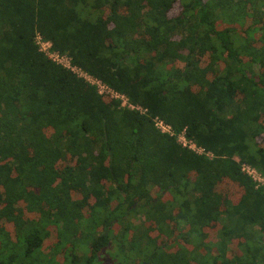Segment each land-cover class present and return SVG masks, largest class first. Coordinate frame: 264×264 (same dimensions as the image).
I'll return each instance as SVG.
<instances>
[{
    "label": "trees",
    "instance_id": "obj_1",
    "mask_svg": "<svg viewBox=\"0 0 264 264\" xmlns=\"http://www.w3.org/2000/svg\"><path fill=\"white\" fill-rule=\"evenodd\" d=\"M37 32L148 113L54 62ZM243 164L264 175V0H0L3 253L47 238L23 237L28 203L63 226L104 217L65 264H94L114 244L125 264H264V185Z\"/></svg>",
    "mask_w": 264,
    "mask_h": 264
},
{
    "label": "rangeland",
    "instance_id": "obj_2",
    "mask_svg": "<svg viewBox=\"0 0 264 264\" xmlns=\"http://www.w3.org/2000/svg\"><path fill=\"white\" fill-rule=\"evenodd\" d=\"M37 213L38 209L32 208L28 203L22 207L23 218L29 221V226L24 232L23 237L35 230H39L42 235L47 236L42 246L34 249L30 254H26L25 241L23 242V245L18 244V241L21 238L19 237L16 241H13L16 242V244L10 243L7 251L3 253V248L1 247L3 242L0 240V258L14 254L18 258V262L22 264H48V261H53L54 259L57 264H65L67 263L64 262L65 256L68 251L72 249V244L77 246L76 254L82 255L87 250L86 245L83 243L91 242L93 238H95L97 230L105 225L103 221L104 217L99 215L98 217L92 215L91 218L86 216L82 221L75 219L71 226H63L61 224L63 221L57 223L55 221L56 218L53 216L38 218ZM86 219L88 221L85 222ZM115 220L112 221V224L118 226L119 222L117 224V220ZM131 221L135 226H142L144 223V215H135ZM119 227L125 228V223ZM114 230H118V228H114ZM117 247V245H114V251ZM116 263L125 264L122 261V257H117L112 254L108 257L101 256L94 264Z\"/></svg>",
    "mask_w": 264,
    "mask_h": 264
},
{
    "label": "built area",
    "instance_id": "obj_3",
    "mask_svg": "<svg viewBox=\"0 0 264 264\" xmlns=\"http://www.w3.org/2000/svg\"><path fill=\"white\" fill-rule=\"evenodd\" d=\"M35 40L41 52H43L57 64H60L64 68L71 70L73 73L77 74L79 77L83 78L91 85H95L101 95L110 97L114 100H119L122 107L139 111L142 114L148 113V109L146 107L132 102L126 94L117 91L100 78L93 76L80 66L73 64L72 59L69 55L54 50L53 43L50 40L46 39L40 32L36 33ZM153 122L156 128L159 129L162 133H166L172 136L176 135L178 142L183 146L195 151L198 154H207L209 156H213V154L209 151H206L203 146L198 145L193 139L188 138L186 129L177 133L171 124L167 123L159 116H154ZM243 170L256 181L258 186L264 185V175L260 173L255 167H252L248 164H243Z\"/></svg>",
    "mask_w": 264,
    "mask_h": 264
},
{
    "label": "flooded vegetation",
    "instance_id": "obj_4",
    "mask_svg": "<svg viewBox=\"0 0 264 264\" xmlns=\"http://www.w3.org/2000/svg\"><path fill=\"white\" fill-rule=\"evenodd\" d=\"M114 241V240H113ZM115 242H117V241H114L113 243H115ZM114 245H116V244H114ZM114 245L112 246V248H111V250H114ZM162 245V244H161ZM118 246V245H117ZM170 250L172 251V250H174V248H170ZM115 252H117V254H116V256L117 257H123V255H119V253L118 252H120V247L118 246L117 247V249L115 250ZM104 256V255H103ZM109 255L107 254L106 256H104V257H108ZM137 256V255H136Z\"/></svg>",
    "mask_w": 264,
    "mask_h": 264
}]
</instances>
